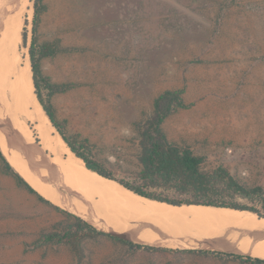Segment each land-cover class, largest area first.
I'll list each match as a JSON object with an SVG mask.
<instances>
[{"label":"rangeland","instance_id":"374dc122","mask_svg":"<svg viewBox=\"0 0 264 264\" xmlns=\"http://www.w3.org/2000/svg\"><path fill=\"white\" fill-rule=\"evenodd\" d=\"M28 1L33 13L24 18L22 30L27 58L33 36L37 51L44 45L57 49L54 55L39 56L40 69L41 77L61 90L51 95L43 82V97L66 134L86 141L92 159L107 172L144 187L143 127L159 96L182 91L186 108L174 111L162 125L168 142L201 158L203 173L222 168L243 187L264 189V0H52L41 3L36 25L35 0ZM2 121L15 137L12 122L1 114ZM31 130L30 147L43 162L10 163L51 203L19 187L0 160V264H242L183 252H226L222 248L264 258L256 255L264 252V219H256L258 226L194 220L171 224L131 211L111 194L101 197L80 187L75 170L64 165L66 157L54 158L43 150ZM91 180L123 198L132 197L112 183ZM151 185L147 190L163 197L191 198L163 182ZM43 186L48 196L39 190ZM227 199L264 216L258 197ZM66 212L99 230L112 229L132 241L169 250H130L110 237H83L75 246L37 245L43 235L62 232L75 222Z\"/></svg>","mask_w":264,"mask_h":264},{"label":"trees","instance_id":"16d2710c","mask_svg":"<svg viewBox=\"0 0 264 264\" xmlns=\"http://www.w3.org/2000/svg\"><path fill=\"white\" fill-rule=\"evenodd\" d=\"M43 0L34 1V24L38 20L40 6ZM27 25V24H26ZM34 28V32H35ZM24 44H27L26 30L22 33ZM57 53V49L51 45H44L37 51V42L35 36L31 41L29 48V56L33 73V83L37 100L41 104L43 110L51 121L53 127L60 134L64 142L67 144L73 154L81 159L86 168L96 174H99L107 180H114L124 188L130 190L137 196L166 203L172 206H205L213 208H226L239 211H248L256 214L260 219H264L260 211L255 208L241 205L235 201H227L228 197L235 199L241 197L243 199H252L258 197L264 210V189L259 187L246 188L232 178L225 169H218L211 174L203 173L200 170L202 159L194 156L190 151H181L176 146L170 144L162 129V125L166 118L177 109L186 108L182 100V91H166L155 101V109L153 117L145 124L142 131L143 152L141 163L143 170L140 178L144 187L132 185L124 180L116 179L111 173L97 161L92 159L89 147L85 142H79L75 138L69 137L61 122L58 121L54 108L49 101H46L41 92V83L45 82L50 94L60 92L61 88L54 87L47 80L41 77L40 58L48 57ZM40 56V58H39ZM0 160L4 163L5 172L15 177L19 187L25 189L29 194L34 195L39 201L50 204L51 202L42 196L7 160L0 145ZM156 182H163L166 185L173 186L180 193L191 196L189 199H171L151 193L147 190ZM222 191L223 193H218ZM229 195L228 197H222ZM220 196V197H219ZM59 208V207H58ZM66 214L75 220L73 224L67 225L62 232H50L43 235L37 245L57 244V245H73L75 246L83 237H110L117 239L126 244L130 250H146L153 252H161L169 250L163 247L143 245L132 240H122L111 233L99 230L83 218L71 213ZM186 253H197L203 256H214L217 258H225L233 261H239L242 264H264V258L241 255L232 252H221L211 250H183Z\"/></svg>","mask_w":264,"mask_h":264},{"label":"bare ground","instance_id":"6f19581e","mask_svg":"<svg viewBox=\"0 0 264 264\" xmlns=\"http://www.w3.org/2000/svg\"><path fill=\"white\" fill-rule=\"evenodd\" d=\"M21 3L22 2H20V0H0V107L3 110V113L11 120L12 122L11 124L15 126V129L14 128L13 129L15 130L17 134V140L21 142V145L19 147L16 144V142L13 141L12 137L9 136L10 138L8 139L7 135H9V133L7 132L8 131L7 127L4 126V122L2 121L0 123V145H1L2 150L4 151V153L6 154V156L8 157V159L14 166H17V167L24 166L20 164L22 161L23 162H26V161L33 162L36 160L35 162L37 161H39L40 163L43 162V157L41 156L40 152L33 150L30 147L31 136H30L29 130L31 129H29L28 124H31L33 126V129L30 132L33 131L36 133V135L38 136L37 138L40 139V145L42 146L43 150L54 154V158L59 155H64L66 157V159L64 160L65 161L64 165L69 166V168L75 170L74 171L75 173L73 172L74 178L80 187L84 189H88V191L90 192H95V194L97 193V195L98 193L100 194L102 193L104 196H106V198H108V196H110L111 194L115 200L117 201L121 200L119 204L126 205L127 208L132 209V210L130 209L131 211H136L142 214L143 213L148 214V216L153 215L161 219H165L166 222L170 220L169 222L171 224H179V223L183 224L186 221L194 220V221H203V222H211V223H218V224L221 223V224H227V225L231 223H236V224L241 223L244 226H247L248 222H252L253 224L256 222V219L259 217L256 214L248 212V211H239V210L226 209V208H213V207H208V206L205 207V206H186L185 205V206L177 207V206L168 205L166 203L151 201L149 199L137 196L136 194L119 186L117 183L107 180L99 176L98 174L88 170L84 162L81 159L77 158L75 154H73L72 151L69 149L67 144L64 142V140L60 136V134L53 127L51 121L49 120L48 116L43 110L41 104L37 100L33 78H32L33 73H32V68L30 64V59L27 58V55L25 52L26 50L23 48L24 41L22 37L24 18L28 17L27 18L28 20L31 19V15L33 13V10L31 8L32 3L31 1H28V0L22 4ZM33 147H35V145ZM20 149L22 150V152ZM28 170H31V169H28ZM91 177H97L101 180V182L103 181V183L104 182L112 183L113 185H116V187L118 186L120 189L126 191V193H129L132 197L130 198V197L125 196L126 198H123L121 194L115 193V190L113 191L112 188L103 189L99 186V183L96 184L95 182H93L91 180ZM109 189H111L115 194H112L113 192L110 191ZM39 190L46 193L47 196L49 195V191L48 193L46 192L45 186L41 187V189ZM53 193L52 194L55 196L56 193L55 192ZM102 194H101V197H104ZM53 195L51 196L54 198ZM124 195H127V194H124ZM98 197H100V195ZM100 199L102 200V198ZM108 200L109 199H107V201ZM94 206H92L93 212L98 213L99 211L97 207H94ZM96 206H98V204ZM111 207H113V209L116 208V206L111 205L110 209H112ZM106 211L107 210H105V212ZM116 212L118 213V210ZM90 214L89 216H91ZM260 224H259V229L261 225H263V224L261 225ZM255 225L258 226V222L257 224L255 223ZM248 227H251V226H248ZM110 230L112 232H116L115 230H112V229ZM254 230H256V228ZM141 235L142 234H140V236ZM217 236L219 235L217 234ZM142 239H143V236H142ZM225 245H227V243ZM252 248L255 249L254 246L253 247L251 246V249ZM242 251L244 252L246 250H244L243 248ZM260 251L262 252V250ZM256 255L264 257V252L256 253Z\"/></svg>","mask_w":264,"mask_h":264},{"label":"crops","instance_id":"0c3cea01","mask_svg":"<svg viewBox=\"0 0 264 264\" xmlns=\"http://www.w3.org/2000/svg\"><path fill=\"white\" fill-rule=\"evenodd\" d=\"M43 1H47V2H51L52 0H43ZM30 64H31V61H30ZM32 78H33V75H32ZM0 113L1 114H3L4 115V117L9 121L10 119L3 113V110H2V108L0 107ZM11 121V120H10ZM4 126L5 127H8L7 129H9L8 131H10L11 132V136H12V138H13V141H15L16 142V144L20 147V145H21V142L20 141H18L17 140V134L15 135V137H14V134H13V132H12V129H11V127H9L10 125H8L7 123H4ZM16 133V132H15ZM21 150V149H20ZM4 152V151H3ZM21 152H22V150H21ZM5 154V153H4ZM5 156H6V154H5ZM7 157V156H6ZM7 160L10 162V160L8 159V157H7ZM13 166V165H12ZM219 250H222V249H219ZM222 251H230V250H222ZM231 252V251H230Z\"/></svg>","mask_w":264,"mask_h":264},{"label":"water","instance_id":"95a60500","mask_svg":"<svg viewBox=\"0 0 264 264\" xmlns=\"http://www.w3.org/2000/svg\"><path fill=\"white\" fill-rule=\"evenodd\" d=\"M95 173V172H94ZM99 175V174H98ZM100 176V175H99ZM102 177V176H101ZM112 181H114V180H112ZM116 182V181H115ZM117 183V182H116ZM119 186H121V187H123L122 185H120L119 183H117ZM124 188V187H123ZM124 189H126V188H124ZM126 190H128V189H126ZM128 191H130V190H128ZM131 192V191H130ZM133 193V192H132ZM141 197V196H140ZM169 205V204H168ZM107 233H111L113 236H116V237H118L119 239H122V240H131V239H129L128 238V236L126 235V234H124V233H116V232H107ZM150 246H152V245H150ZM157 247V246H156ZM211 247H214V245H212ZM184 250H192V249H184ZM197 250H202V249H197ZM211 251H213V250H211ZM226 252H230V251H226ZM233 253V252H232Z\"/></svg>","mask_w":264,"mask_h":264}]
</instances>
